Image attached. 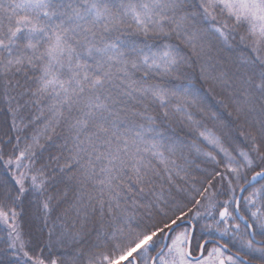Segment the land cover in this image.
<instances>
[{"label":"snow or ice","instance_id":"snow-or-ice-1","mask_svg":"<svg viewBox=\"0 0 264 264\" xmlns=\"http://www.w3.org/2000/svg\"><path fill=\"white\" fill-rule=\"evenodd\" d=\"M0 103L15 264H264V0H0Z\"/></svg>","mask_w":264,"mask_h":264},{"label":"trees","instance_id":"trees-1","mask_svg":"<svg viewBox=\"0 0 264 264\" xmlns=\"http://www.w3.org/2000/svg\"><path fill=\"white\" fill-rule=\"evenodd\" d=\"M220 55H222L224 57H227L229 55V53L227 51H224V52H221ZM6 108H7L6 104L0 103V124H3V122L6 121V120L7 121L11 120L10 115L6 114ZM212 110L213 111H220L222 113L225 121H227L229 119H233V118L228 117V111L229 110H225V109H223L222 107H220L218 105L215 106ZM239 124H240V122H235L232 125L235 134H239V132L241 131V129L239 127ZM171 129H174L178 135L183 136V133L180 132L179 125L177 123H171ZM244 130L247 131L249 129L247 128V126H245ZM225 131H227V130H225ZM186 139L189 142L195 141V137L194 136H189ZM229 139H230V137H229ZM195 142L197 144H199V141H195ZM226 146H227V144H226ZM200 147H202L205 151H210L211 150L210 148H208L206 145H203V144H201ZM185 156L187 157V159L189 161H192L191 165H189V167H190V177H197L198 178L200 173L195 170V166L197 164H199L201 166V168L206 167L207 164H206L205 158L203 156H199L195 152V150H187V149L185 150ZM177 163L184 164L185 161L183 159H178ZM181 175H183V174H181ZM184 186L188 187L189 185H184ZM38 223L39 222H35V221H31L30 222V221H28V219L26 217L25 221H24V229H25V231H27V229L29 227L36 226ZM5 234L6 233L0 232V238H2ZM25 238H27V236ZM4 247H5V245L0 243V250H2ZM73 251H74V249H72L70 247H67V248L61 247L56 252H54L53 254L54 255H58L60 253H63L64 256L62 258L67 260V261H69V264H70V259H71ZM0 264H15V260L12 258V253L11 252H3L2 254H0Z\"/></svg>","mask_w":264,"mask_h":264}]
</instances>
